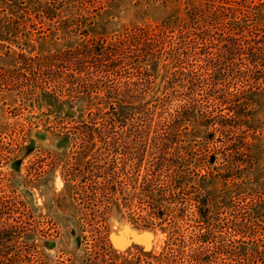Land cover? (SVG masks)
Masks as SVG:
<instances>
[{
	"label": "rangeland",
	"instance_id": "374dc122",
	"mask_svg": "<svg viewBox=\"0 0 264 264\" xmlns=\"http://www.w3.org/2000/svg\"><path fill=\"white\" fill-rule=\"evenodd\" d=\"M214 1L238 9L243 2H264ZM209 2L0 0V264H147L146 254L153 256L163 250L168 239L166 226H139L118 202L112 203L102 223L95 219L93 227L85 224L77 193L88 173L75 172L72 177L68 170L83 171L87 161L80 148V126L90 116L93 119L95 114L108 112L112 102L103 93H72L59 86L64 83L47 79L41 72L57 64V71L64 73L60 59L68 48L92 39L111 44L135 29L153 36L166 22L185 18L190 6ZM252 9L251 14L231 19L230 26L239 23L264 35V8L258 10L259 15ZM172 29L178 33L180 28ZM172 29L164 36H171ZM259 68H264L263 63L259 62ZM150 70L156 84L149 104L172 90L174 72L167 58L152 63ZM119 81L128 79L108 74L103 80L109 85ZM250 103L252 123L236 131L232 139L231 133L199 125L191 126L197 134L188 132L187 140L195 144L196 164L209 173L202 191L217 200L225 196L228 204L240 205L252 213L255 223L264 226L263 87L252 92ZM244 137L249 145L242 146L240 154L248 153L249 148L254 163L241 156L239 170L231 140ZM229 172L234 178L225 181L222 176ZM139 257H143L141 261Z\"/></svg>",
	"mask_w": 264,
	"mask_h": 264
},
{
	"label": "trees",
	"instance_id": "16d2710c",
	"mask_svg": "<svg viewBox=\"0 0 264 264\" xmlns=\"http://www.w3.org/2000/svg\"><path fill=\"white\" fill-rule=\"evenodd\" d=\"M190 7L185 18L166 22L153 36L135 29L111 44L92 39L63 51L64 73L57 64L40 71L72 93H103L112 102L108 112L80 126L87 161L83 171L71 168L68 173H88L77 194L89 227L95 219L102 223L114 201L139 226H166V246L157 255L146 254L147 264H264V226L240 205L228 204L225 196L217 200L202 191L209 173L196 164L195 144L187 140L191 126H210L231 133L232 139L252 123L250 96L264 88V68H259L264 35L235 22L233 28L230 20L253 13L252 8L259 15L264 2H243L238 9L210 0ZM172 27L180 28L178 33ZM164 58L172 61L173 88L149 104L156 84L151 64ZM108 74L128 81L109 85L103 82ZM231 144L239 170L241 156L254 163L249 148L240 154L249 145L245 137Z\"/></svg>",
	"mask_w": 264,
	"mask_h": 264
}]
</instances>
